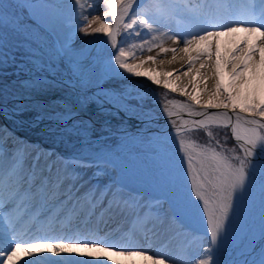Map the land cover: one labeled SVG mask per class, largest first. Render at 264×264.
<instances>
[{
	"label": "snow or ice",
	"instance_id": "obj_1",
	"mask_svg": "<svg viewBox=\"0 0 264 264\" xmlns=\"http://www.w3.org/2000/svg\"><path fill=\"white\" fill-rule=\"evenodd\" d=\"M85 3L86 0H71L73 15L58 14L68 32L64 43L51 54L53 63L38 61L36 53L28 49L22 53L29 63L38 66V71H46L53 77L59 71L54 64H66L64 71L69 79L65 83L81 88L91 83V77L78 59L85 50H75L72 39L78 27L77 17L82 15ZM104 5L107 11L103 16H93L90 20L83 16L86 23L78 28L85 36L102 34L112 50L118 49L114 56L111 51L97 53L96 60L103 74L142 76L191 100V103L166 101L162 109L172 126L181 154L178 167L185 177L184 183H174L167 195L177 213L202 208V215L207 218L209 247L203 250V258H194L187 250L184 257L178 258L159 250L152 252L150 248H140L130 237H122L124 242L121 243L98 236L99 223H106V217L110 218L111 213L134 209L139 204V198L126 192L116 180L104 185L89 184L81 193L88 182L78 183L82 180L78 169L94 168L93 179L99 180L115 167L112 155L101 149L87 153L81 150L67 159L57 157L63 167H57L53 173V163L46 162L49 175L45 176L44 168H37L39 155L28 168L23 152L15 149L7 173L0 169V264H121L113 259L114 256L131 259L132 264L137 261L139 264H181V261L183 264H221L216 254L230 238L232 217L255 186L259 187L264 210V0H104ZM8 7L0 2V22L5 26ZM148 35L151 40L131 43L128 50L121 46L125 39ZM118 36L121 37L119 41ZM164 38L173 44H182V47H165ZM225 38H230V45ZM157 40L160 42L155 43ZM145 45H148V51L159 48L158 54L172 52L167 63L180 59L187 70L177 75L175 81L172 76L178 71L176 69L172 72L140 71L143 64L147 61L155 63L156 58L148 56L139 63L127 61L135 57V50H144ZM11 48L9 51L7 32L0 31V69L15 67L19 70L15 53L21 51V45ZM177 52L183 55L178 57ZM197 61L199 67H196ZM193 72L204 81L213 79L211 88L206 85L203 89L189 91L183 77H191ZM49 82L47 78L39 81ZM28 83L32 86L31 81ZM188 83L197 89L194 78ZM201 92L206 99H201ZM97 95L102 97V104L107 103L117 111L138 112L146 125L153 119L151 110H145L146 97L142 93L135 96L131 92ZM132 99L139 102L138 108L129 105L128 101ZM200 104L203 108L196 111L195 106ZM168 105L183 109L190 116L203 118H181L177 125L171 118L178 113L171 111ZM209 109L218 111L210 112ZM24 110L22 105H15L11 115L19 116ZM54 118L61 125L62 134L79 137L82 142L87 140L85 122L76 120L71 109L56 113ZM213 127L229 129L237 147L227 149L214 136ZM199 130L208 137L206 144L190 138L189 134ZM227 138L225 135V142ZM7 139V135L0 136V156L5 152ZM150 214L138 217V220L147 223ZM261 221L260 237L264 242V211ZM94 222L97 225L95 230L92 227ZM33 226L43 232L53 231L57 226L61 230L75 227L77 234L25 239ZM241 246L252 259L245 258L234 264H264V246L259 251L250 242H242Z\"/></svg>",
	"mask_w": 264,
	"mask_h": 264
},
{
	"label": "rangeland",
	"instance_id": "obj_2",
	"mask_svg": "<svg viewBox=\"0 0 264 264\" xmlns=\"http://www.w3.org/2000/svg\"><path fill=\"white\" fill-rule=\"evenodd\" d=\"M10 1L12 0H0V2L9 5V8L11 9L14 5L12 6ZM15 1H17L19 5L23 4L26 11L40 26H35L32 23L24 21V12L19 15V12L15 11L14 8L13 11L7 10L11 12L13 18L11 16L5 18L7 21L6 26L4 22H0V31L7 32L10 42L9 51L12 50L11 46L17 44L21 45V51L15 53L17 60H22L27 64V67L33 70L36 69L37 66L34 67L32 63L28 62L26 56H22L25 49L35 52L38 61L42 60L47 63H53L54 58H51V54L55 51L53 46L57 48L60 47L64 43L68 32L64 20L58 14L63 13L65 17L73 15L71 0H45L39 4H36L38 1L31 0ZM89 4L93 5V9L87 11L85 10V6V8L81 10L82 15L77 17L78 27L72 39V47L75 50H85V54L78 57L82 68L96 59L97 53L101 52V50L104 51L106 41V38L103 37L102 34L97 33L85 36L83 32L78 30L80 26L84 25H82V23L86 22L83 19V16H87L90 20L93 16H103V13L107 11L104 5V0H86L85 5ZM41 7L47 10L46 12L49 13V16H43V14L38 11ZM26 15L28 14L26 13ZM82 20L84 22H82ZM41 27H44L47 32L45 33L41 31ZM117 39L119 41L121 40V37L118 36ZM143 40H151V36H143L134 40L125 39L121 46L128 50L129 44H140ZM148 53L150 52L147 50L141 51L137 49L135 50V57L128 59L127 62L139 63ZM148 62L149 61L143 64L139 70H148L146 68ZM54 66L59 69L57 74H65L64 72L66 71H64V69L66 64H54ZM13 68L14 67H6L0 69V71L4 73V71L17 70ZM120 71L123 73V70ZM105 89L108 93L131 92L133 96L138 92L142 93L146 97L144 102L145 107L161 104L164 101L173 98L174 94H180L179 92H172L165 89L163 85H156L145 77L135 76L129 73H123L122 75H105ZM129 101L139 104L135 99ZM2 116L7 117L4 115ZM0 124H2L1 119ZM0 131V134L4 133V128L2 127ZM211 131L216 139L220 140L221 144H224L227 149L237 147L234 142H231L230 139H228L229 135L226 129L213 127ZM85 134L87 137L85 142H82L79 137L66 136L60 131L53 133L51 137L64 147L65 151L62 148L61 150L64 151L63 153L65 154L76 155L81 150L87 153L89 151H98L101 149L109 152L115 161V167L109 169L107 175L114 177V180H118L123 187L131 189L133 192H142L149 198L158 199V205H162V209L166 212H172L174 215L172 213L170 215L180 222L182 228L185 226L192 228L189 231L192 234L195 230L203 232L202 239H207L206 243L207 247H209L210 237L207 234V218L202 215V208L183 214L177 213L172 205L171 199L167 195L168 189L174 183L179 181L183 184L185 181V177L181 174V169L178 167L181 154L179 153L173 132L167 130L158 133L133 132L125 136H116L100 129L99 127L86 125ZM92 135H96L97 138H92ZM189 135L191 139L200 144H206L208 142V137L203 130L194 131ZM225 135L228 137L226 142L224 140ZM242 202L245 203L244 199ZM241 203L237 213L232 217V223H240L242 220L249 223L251 220L253 210L251 211L250 207L247 205L242 207ZM229 231V240L224 243L223 247L220 248L216 254V258L221 264H223L226 257L228 258L235 248H239L234 245L235 232L231 226ZM222 256H224V260L222 259ZM196 257L200 258L199 255Z\"/></svg>",
	"mask_w": 264,
	"mask_h": 264
},
{
	"label": "bare ground",
	"instance_id": "obj_3",
	"mask_svg": "<svg viewBox=\"0 0 264 264\" xmlns=\"http://www.w3.org/2000/svg\"><path fill=\"white\" fill-rule=\"evenodd\" d=\"M38 1L36 4L41 3L45 0H35ZM54 1V0H53ZM56 1V0H55ZM85 10L93 9L92 7L89 8L88 5H85ZM22 9H25L23 4H17L15 3V10L19 12V15L21 14ZM7 10L13 11V8H7ZM38 11L43 14V16H49V13L46 12L44 8H39ZM18 15V16H19ZM7 16H11V12L7 11ZM28 18V16H26ZM31 20V18H28ZM108 22L111 23V18H107ZM86 23V22H85ZM84 24V23H82ZM40 26V25H39ZM41 30L43 32H47L44 27H41ZM226 42L230 45V38H225ZM160 41L157 40L155 43H159ZM164 46L165 47H182V44H173V42L170 39L164 38ZM148 48V45H145L144 50L146 51ZM105 51H112L110 45H105ZM148 51V50H147ZM150 53L147 54L148 56H153L156 58L155 63L152 61H149L147 63V69H154L156 72H172L174 69L178 70L176 71L173 76L172 80L175 81V77L177 75H182L183 71L187 70V67L183 65V61L180 59H177L173 63L169 64L167 63L168 60H171L173 53H159V48H152ZM183 55L182 53L177 52V56ZM146 57L143 59L145 60ZM161 61H165V63H160ZM17 63L20 64L19 70L17 72H7L0 74V108L4 109L7 108L8 112L11 111L15 105H22L25 108H29L31 110L37 111L36 117L33 118L35 122H45L48 119L49 121H52V126L58 124L55 120V114L58 112H65L68 109H71L75 116L79 121L84 122H98V126H100L103 129H106L111 134H114L116 136H125L127 134L133 133V132H144V131H151L153 133H158L159 131H165L169 130L170 132H173L172 126L169 123V118L166 116V114L163 112V106L165 105L166 101H180V102H186L191 103V100L188 96L183 94H174V97L164 101L161 104L154 105V106H147L145 107V110L150 109L153 115V119L150 124L146 125L142 122L140 115L138 112L133 111H117L116 109L112 108L111 105L107 103L102 104V97H98L97 94L99 93H105L107 92L105 89V74H103V69L100 66V64L97 62L96 59H94L91 63L87 64L85 67H83V70L87 72L91 77V83L85 87H73L70 83H65L64 80H68L69 76H50L49 74L43 72H35L30 71L25 63H22L20 61H17ZM199 61L196 63V67H199ZM14 69H16L14 67ZM27 71L29 73L27 74ZM202 72L205 70H201ZM21 73V74H20ZM27 74V75H25ZM9 76V77H8ZM47 78L49 83H39L41 79ZM60 78V79H58ZM195 80L197 83V89L192 88V84L188 83L190 79ZM32 82V86H29L28 82ZM179 83V81H177ZM183 83L188 84V90L194 91L198 89H203L206 85L211 88L214 81L213 79H208L207 81L202 80L200 77H197L195 72L192 73L191 77H183ZM108 93V92H107ZM201 99H206V95L201 92L200 93ZM129 105L138 108L139 104L133 103L128 101ZM171 111L178 113V116H173L171 119L176 120L177 125L180 124V119L184 120H195V119H202L203 117H196V116H190L185 110L177 108L174 105H168ZM203 108V104L196 105L195 110L200 111ZM4 111V110H3ZM210 112L218 111L217 109H209ZM228 111H231L230 109ZM2 115L4 113L0 112V118H2ZM243 115H251L250 113H243ZM4 120V118H2ZM1 125V124H0ZM2 126V125H1ZM227 132L229 133V138L231 137V132L229 129H227ZM174 133V132H173ZM233 139V138H232ZM234 140V139H233ZM235 141V140H234ZM236 142V141H235ZM11 144H17L18 142L14 140V138H11L10 140ZM23 154H25L26 151L28 152L27 155V161L28 164L26 165L28 168H31L33 162L36 160L37 155H32L31 150L24 149L21 147V150ZM10 167L4 166V158L0 159V169H3L5 173H7V170ZM38 170L40 168H43L40 165V162L37 164ZM79 172L82 175V180L78 183H84L88 182L87 176H85L86 169L79 170ZM43 175L47 176L49 173L46 169H44ZM109 176V175H108ZM111 180V178H107ZM90 180V179H89ZM104 181L99 178V180L94 179L90 181V183L96 184L99 183L101 185L108 184L110 181ZM39 182V181H37ZM85 183L84 190L87 189V187L90 184ZM63 199V197H61ZM244 202L241 203V206H249L250 210L252 211L251 220L249 223H243L242 228L239 230L237 234L244 237V241L242 240L239 242L236 247H239L238 251L235 255L234 252L231 255L229 262L226 263V260L223 262V264H234V262H240L243 261L245 258L251 259L252 257L247 256V250L246 248L242 247V242L244 244H247L250 242L252 245H254L257 248V251H259L261 246H264V242L261 241L260 232H261V214H262V207H261V198H260V191L259 187L255 186L252 188V190L246 194L244 197ZM135 209V208H134ZM130 209V210H134ZM147 213H154L157 215L159 213V210L155 206H147ZM97 213H99L97 211ZM120 211L116 210L115 212L110 214V218L106 217L107 222L103 223L101 222L98 225L99 231L96 233L100 237H107L109 233L112 230H115L117 226L120 228L121 234L125 233V227L123 229L121 228L123 224L118 225L120 222H133V220H124L121 217H118L116 214H119ZM122 215V213H121ZM151 215V214H150ZM121 220V221H120ZM148 220V219H147ZM176 221V220H175ZM135 222L138 223H132L131 226L128 225L127 227V236H131L130 238H133V243L136 244L140 248H150L152 252L154 251H161L162 253H166L170 256V254H173L172 245L175 244L176 241H179V245H189L190 243H194V249L192 251V257L197 258L196 256L199 255L200 258L204 257V251L200 252L201 243H203V240L199 238L198 235H189L184 234L183 231L178 230L176 233H171L169 227H176V224L172 225H166L162 228H159L160 225L158 220L156 219H150L149 224L143 223L142 220L136 219ZM178 222V220L176 221ZM242 222V221H241ZM159 225V226H158ZM239 226V224L237 225ZM97 225L94 226V230L96 229ZM160 230V231H159ZM31 231H37L36 226H33ZM164 237V235L167 233V239L164 241L165 243L160 245L157 243L159 242L158 236ZM158 240V241H157ZM119 242L123 243V240H120ZM206 245V244H204ZM205 249V248H204ZM243 253V254H242ZM151 254V252H150ZM184 254V253H183ZM182 256V255H181ZM178 258V256H174ZM224 256H222L223 259ZM114 260L121 261V264H132L131 259H125L123 257H113ZM225 259V258H224ZM223 259V260H224ZM137 264H139V261H137ZM181 264H183V261H181Z\"/></svg>",
	"mask_w": 264,
	"mask_h": 264
}]
</instances>
